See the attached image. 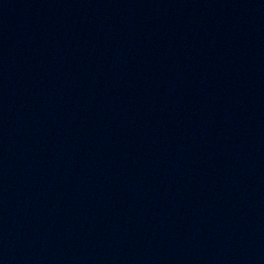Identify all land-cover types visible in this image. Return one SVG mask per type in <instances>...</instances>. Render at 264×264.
Returning <instances> with one entry per match:
<instances>
[{
    "label": "water",
    "instance_id": "water-1",
    "mask_svg": "<svg viewBox=\"0 0 264 264\" xmlns=\"http://www.w3.org/2000/svg\"><path fill=\"white\" fill-rule=\"evenodd\" d=\"M0 264H264V0H0Z\"/></svg>",
    "mask_w": 264,
    "mask_h": 264
}]
</instances>
